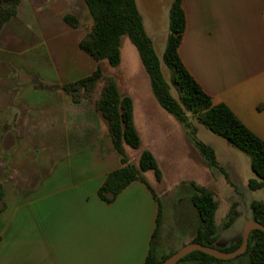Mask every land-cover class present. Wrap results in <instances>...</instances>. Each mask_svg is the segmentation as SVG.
I'll return each mask as SVG.
<instances>
[{
    "label": "crops",
    "instance_id": "crops-1",
    "mask_svg": "<svg viewBox=\"0 0 264 264\" xmlns=\"http://www.w3.org/2000/svg\"><path fill=\"white\" fill-rule=\"evenodd\" d=\"M171 3L165 5L168 23ZM135 4L162 71L169 27L158 54V29L149 24L147 29ZM182 8L185 31L178 54L184 67L213 105L228 107L264 142V0H182ZM66 15L77 19V28L64 23ZM86 19L82 0H22L0 31V264H144L149 254L160 181L146 172L149 187L132 182L112 203L102 201L98 191L122 167L121 157L93 105L75 104L60 89L103 63L79 49L91 26L83 24ZM121 76L124 91L113 80L132 101L135 127L137 107L145 119L151 108L161 107L147 75ZM140 81L150 90L142 103L135 96ZM174 126L187 136L177 122ZM192 127L196 138L199 127ZM231 148L224 163L233 181L251 202L254 194L264 202V186L248 188L256 178L241 175L240 155ZM123 150L131 165L143 151L157 163L142 144Z\"/></svg>",
    "mask_w": 264,
    "mask_h": 264
},
{
    "label": "trees",
    "instance_id": "trees-1",
    "mask_svg": "<svg viewBox=\"0 0 264 264\" xmlns=\"http://www.w3.org/2000/svg\"><path fill=\"white\" fill-rule=\"evenodd\" d=\"M82 1L91 18V26L86 37L80 41L79 49L96 63L107 62L111 67H116L121 59V40L127 37L138 53L156 102L175 119L185 132H190L191 143L205 157L208 164L214 165V153L210 147L195 138L194 129L190 125L192 119L246 155L250 160V170L256 178L248 181V188L251 191L263 188L264 142L250 132L228 107L223 104L213 105L210 97L192 78L180 60L178 49L185 31L182 0H172L169 10V33L162 56V62L169 71V83L162 75L160 61L150 39L144 32L135 0ZM21 2L22 0H0V31L4 24L17 14ZM63 21L71 28L78 27V21L73 16L66 15ZM170 88L175 90L177 99L171 94ZM60 89L75 104L88 101L93 105L94 110L104 120L112 145L121 157L122 167L111 172L98 191V196L102 201L107 204L112 203L132 182L137 181L149 187L144 178L146 172L151 171L156 181L161 180V172L149 151H143L140 154L137 165L129 164L123 146L131 150H138L141 147V141L133 122L132 101L128 96L119 93L113 78L105 76L100 66L89 76L64 84ZM191 187L192 192H188L189 199L198 217V226L191 243L214 248L217 210L214 195L205 187L194 184ZM1 200L0 194V203ZM249 210L250 218L264 226V202H250ZM159 218L160 206L157 227ZM155 234L156 231L153 238ZM240 245L241 240L236 246L225 249L223 252H233ZM246 254L249 264H264V233L259 231L250 233ZM191 260L199 264L222 262L194 252L178 263ZM144 264H158L154 263L151 250Z\"/></svg>",
    "mask_w": 264,
    "mask_h": 264
},
{
    "label": "rangeland",
    "instance_id": "rangeland-1",
    "mask_svg": "<svg viewBox=\"0 0 264 264\" xmlns=\"http://www.w3.org/2000/svg\"><path fill=\"white\" fill-rule=\"evenodd\" d=\"M171 1L136 0L147 29H149L147 24L158 29L157 40L154 43L158 54H161L160 52L164 50L165 46V32L169 27L165 5L170 4ZM89 23H91L90 16L89 19L83 21L84 25H88V29ZM101 69L105 76L118 80L122 91L125 88L122 80L124 78L121 74L128 76L127 79L133 75L138 78L146 76L137 51L127 37H123L121 41V64L111 67L107 62H103ZM161 72L169 83V71L163 66ZM119 75L121 77H118ZM138 83L135 96L137 101L142 103L144 101L142 97H145L150 90L143 81ZM127 85L129 84H125V86ZM170 92L177 99L173 88H170ZM134 121L142 148H148L154 152L157 166L161 175L164 176L156 188L159 197L160 218L150 248L154 263L159 264L193 240L198 226V217L189 199L188 192H192V184L211 190L217 203L214 249L223 252L225 249L236 246L241 240L242 227L250 218L249 204L251 200L248 191L240 187L237 181H233L225 166L224 157L231 153V146L224 139L212 134L192 119L190 125L196 124L199 127L196 139L201 143L206 142L211 146V149L214 148L219 154L218 161L214 156L215 163L210 166L205 157L191 143L190 132L186 131L188 135L186 136L180 129L173 127L176 122H173L174 119L162 108L158 112L151 108L149 116L145 119L141 114V109L137 107ZM237 153L240 155L238 165L241 175L255 177L250 170L249 158L241 152L237 151ZM148 175L153 181V174L149 173ZM241 181L243 182V179ZM253 199L260 201L258 194H254ZM177 264L199 263L191 260ZM201 264H249V259L245 252L232 260Z\"/></svg>",
    "mask_w": 264,
    "mask_h": 264
},
{
    "label": "water",
    "instance_id": "water-1",
    "mask_svg": "<svg viewBox=\"0 0 264 264\" xmlns=\"http://www.w3.org/2000/svg\"><path fill=\"white\" fill-rule=\"evenodd\" d=\"M253 231L264 233V226L249 218L242 227L241 245L235 251L221 252L214 248L205 247L196 243H190L181 247L174 254L165 259L161 264H177L180 260L194 252L202 253L219 261L235 259L247 251L249 235Z\"/></svg>",
    "mask_w": 264,
    "mask_h": 264
}]
</instances>
